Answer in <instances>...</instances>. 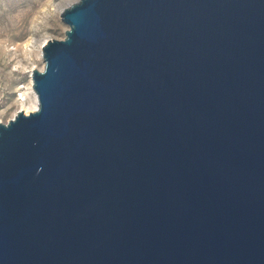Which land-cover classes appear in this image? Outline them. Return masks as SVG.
<instances>
[{
  "label": "water",
  "instance_id": "95a60500",
  "mask_svg": "<svg viewBox=\"0 0 264 264\" xmlns=\"http://www.w3.org/2000/svg\"><path fill=\"white\" fill-rule=\"evenodd\" d=\"M0 120V264H264V0H70Z\"/></svg>",
  "mask_w": 264,
  "mask_h": 264
},
{
  "label": "rangeland",
  "instance_id": "374dc122",
  "mask_svg": "<svg viewBox=\"0 0 264 264\" xmlns=\"http://www.w3.org/2000/svg\"><path fill=\"white\" fill-rule=\"evenodd\" d=\"M58 1L60 0H0V120L2 121L10 118L19 100L20 92L31 81L30 67L35 64L34 67L37 68L36 66L42 63L35 55L40 40L47 34L57 38L64 35L66 24L60 19L55 7ZM31 38H35V47L31 54H28L23 44ZM17 60H21L23 66L17 65Z\"/></svg>",
  "mask_w": 264,
  "mask_h": 264
},
{
  "label": "bare ground",
  "instance_id": "6f19581e",
  "mask_svg": "<svg viewBox=\"0 0 264 264\" xmlns=\"http://www.w3.org/2000/svg\"><path fill=\"white\" fill-rule=\"evenodd\" d=\"M68 0H60L57 2V4H55V7L57 8V12L59 11V9L63 6V4L65 2H67ZM50 35H45L41 40L40 43L37 46V51L35 52L36 57L41 59V64L37 65V68H42L43 66V58L41 55V44L47 39V37H49ZM24 48L26 50V52L28 54H31V52L33 51V47H35V38H31V39H27L24 42ZM16 64H20V67L23 66L22 61L21 60H17ZM35 66V64H33L30 67V70ZM35 68V67H34ZM37 107V98H36V94L33 90L31 81H29L28 85H26L23 90L20 92V97L19 100L16 103V107L15 109L11 112L10 117H12L14 115V113L16 112L17 109H22L25 113L34 110Z\"/></svg>",
  "mask_w": 264,
  "mask_h": 264
}]
</instances>
